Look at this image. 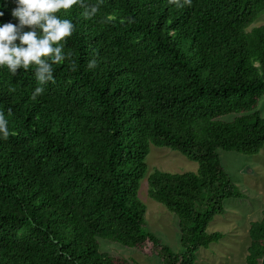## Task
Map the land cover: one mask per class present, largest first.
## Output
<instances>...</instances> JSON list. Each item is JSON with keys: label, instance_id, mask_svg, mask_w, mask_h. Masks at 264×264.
Wrapping results in <instances>:
<instances>
[{"label": "trees", "instance_id": "trees-1", "mask_svg": "<svg viewBox=\"0 0 264 264\" xmlns=\"http://www.w3.org/2000/svg\"><path fill=\"white\" fill-rule=\"evenodd\" d=\"M85 2L99 5L95 17L76 6L57 13L76 30L54 83L0 67L11 133L0 136V264L133 263L102 253L100 240L153 250L165 264H196L201 248L224 237L207 229L225 201L245 197L219 151L264 148V25L249 30L264 0ZM16 7L0 0V25L19 23ZM38 86L44 93L33 101ZM231 114L239 116L222 120ZM151 145L199 164L196 173L149 177L150 197L178 218L180 254L146 229L138 193ZM249 235L246 264H264V211Z\"/></svg>", "mask_w": 264, "mask_h": 264}, {"label": "rangeland", "instance_id": "rangeland-1", "mask_svg": "<svg viewBox=\"0 0 264 264\" xmlns=\"http://www.w3.org/2000/svg\"><path fill=\"white\" fill-rule=\"evenodd\" d=\"M262 25H264V15L258 18L249 30ZM257 111L264 117V98L261 99ZM238 116L231 114L223 117L222 120L232 122ZM219 155L223 168L245 197L230 198L225 201V213L217 215L207 229L209 233H221L224 237L208 249L201 248L196 264H246L251 224L263 218L264 148L260 154L254 156L222 150L219 151ZM146 162L148 171L141 181L138 193L139 199L147 208L146 229L160 239L163 245L180 254L184 250L178 218L150 197L149 177L156 171L171 174L196 173L199 164L178 151L155 145L150 146V154ZM100 251L124 257L132 261V264H165L162 257L153 250L128 248L108 240H100Z\"/></svg>", "mask_w": 264, "mask_h": 264}, {"label": "clouds", "instance_id": "clouds-1", "mask_svg": "<svg viewBox=\"0 0 264 264\" xmlns=\"http://www.w3.org/2000/svg\"><path fill=\"white\" fill-rule=\"evenodd\" d=\"M17 7L12 10V16L18 19V24L4 23L0 25V67H4L13 77L20 70L30 69L40 85L54 81V65L70 60L71 53H65L64 48L76 30L70 19H61L57 13L61 9L67 11L76 6L83 8L82 15L86 19L95 17L99 5H90L85 0H16ZM177 8L191 6L192 0H169ZM4 12L0 11V17ZM31 30L25 31V28ZM89 69L97 67V61L92 59ZM71 70L76 71L75 62H71ZM15 92V88H10ZM44 93L43 87H36L31 99L35 101ZM11 135L8 121L0 112V136L7 140Z\"/></svg>", "mask_w": 264, "mask_h": 264}]
</instances>
